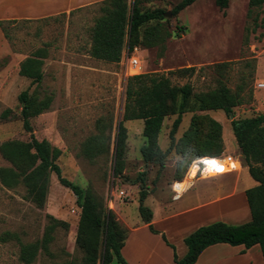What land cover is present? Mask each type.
Masks as SVG:
<instances>
[{
  "label": "rangeland",
  "instance_id": "374dc122",
  "mask_svg": "<svg viewBox=\"0 0 264 264\" xmlns=\"http://www.w3.org/2000/svg\"><path fill=\"white\" fill-rule=\"evenodd\" d=\"M178 1L143 0L140 4L142 10L164 11L162 19L141 27L142 36L155 44L148 47L139 44L132 49L139 57L140 69L130 66V53L126 49L119 62L90 56L91 28L99 15L98 5L38 19L4 20L6 34L0 28V143L29 139V132L22 125L18 94L27 88L32 92L35 84L30 85V79L19 74V62L38 48H44L43 78L35 90L39 98L47 94L52 101L48 109L30 118L32 132L61 149L57 162L62 174L83 191L91 188L107 208L113 210L120 202L122 212L130 222H135L139 216L141 190V182L136 178L143 171L146 172L143 186L150 195L149 201L158 199L169 204L168 208L199 206L216 195L223 197L225 190L239 193L255 186L257 182L248 173L233 139L231 119L264 112V89L256 87L258 81H264V3L249 13L248 0H229L226 8H219L214 0H195L177 14L168 15ZM223 62L225 65H221ZM187 66L196 69L187 75L170 73ZM146 72L166 75L172 85L190 84L193 92L190 105L194 108L182 113L173 137L171 130L178 105H171L163 118L158 143L163 150L171 147L163 168L158 164L145 165L142 160L140 147L145 139L140 125L143 121H124L127 129L124 169L120 175H114L115 135L123 114L127 77ZM221 84L238 91L243 98L242 104L233 107V116L221 109L198 108L196 97ZM211 119L221 124L223 149L220 155L230 154L240 159L241 162L236 163L238 170L195 179L187 190L176 194L171 189L172 181L193 178L198 170L199 160L188 162V151L193 146L188 145L186 134L195 127L199 139L207 141L213 133ZM101 124H107L104 131L109 135V149L91 159L83 154V143L100 133ZM192 144L194 153L200 152V147ZM202 161L208 164L209 170L223 163L205 162L203 158ZM7 164L0 154V166ZM23 194L22 186H0V264H25L19 259L20 244L40 241L52 220L50 216L68 225L55 227L47 250L40 248L30 264L66 261L84 264V252L75 241L81 208L71 189L51 173L42 206L25 199ZM236 200L238 207L244 205L238 202L239 198ZM144 204L150 207L148 200ZM233 207L219 208L215 212L219 216L213 220L232 224L250 220L249 215L240 216L239 210ZM220 214H233L238 218L228 222V218ZM116 219L128 230L123 221L117 216ZM103 249L101 243L97 264H103Z\"/></svg>",
  "mask_w": 264,
  "mask_h": 264
},
{
  "label": "trees",
  "instance_id": "16d2710c",
  "mask_svg": "<svg viewBox=\"0 0 264 264\" xmlns=\"http://www.w3.org/2000/svg\"><path fill=\"white\" fill-rule=\"evenodd\" d=\"M142 1L102 0L99 2V15L96 16L91 28L89 54L92 57L107 62H119L124 49L131 51L139 44L144 47L155 44V41H150L147 36H142L141 27L152 20L162 19L164 11L162 9L142 10L140 7ZM194 1H178L171 9L172 15ZM214 1L219 8H226L229 3V0ZM263 3L264 0H248L249 13L261 7ZM3 22L4 20H0V27L6 34ZM45 54L44 48H38L19 63V74L29 77L30 85L35 84L32 92H29L27 88L18 94L22 125L29 132V139H10L0 143V154L8 163L0 166V186L5 188L22 186L23 197L37 206H42L46 200L50 175L54 173L59 182L76 195V203L81 208L75 241L84 252V264H97L101 243L104 245L103 264L109 263L113 258L120 264H128L120 252L128 230L120 225L114 211L107 208L100 196L96 195L91 188L83 191L62 174L57 162L61 149L46 138H37L32 132L30 118L48 109L52 101V97L47 94L39 98L35 90L43 78L42 65ZM195 69V66H187L171 70L170 73L187 75L192 74ZM192 93L190 84L172 85L169 77L163 74L146 72L127 77L123 114L115 135L114 175H120L124 169L127 129L123 122L126 120H143L142 135L145 141L140 147V153L144 164H158L159 168L164 167L165 157L171 151V147L163 150L158 143L163 118L169 113L171 105H178L177 117L173 121L171 130L173 137L181 121L182 113L194 108L190 105ZM196 101L199 103V109H221L227 114H232L233 107L242 104L243 98L238 91H232L221 84L210 92L198 95ZM210 123L213 126V133L207 141L199 139L197 128L192 127L188 130L186 134L188 145L193 146L192 149L189 147L191 150L188 151V162L220 155L223 149L221 124L214 119H211ZM106 127L107 124H101L100 133L85 140L82 151L86 157L93 159L108 151L109 135L105 134ZM231 127L248 173L257 182L255 186L245 190L251 218L239 224L216 220L198 226L184 237L187 246L185 255L178 258L175 251L173 252L176 264H193L207 246L220 242L231 245L242 244L245 248L258 244L264 260V112L248 117L232 118ZM192 142L200 147L198 150L200 152L197 154L194 153L195 145ZM145 175L146 172L143 171L136 178L141 182L138 210L142 220L148 223L149 229L157 232L150 222L152 210L144 204L148 194L143 186ZM181 177L182 175L179 174L178 178ZM50 218L52 220L46 225L40 241L20 244L19 259L25 264H30L34 260L40 248L47 250L56 226L68 225L65 221L52 216ZM162 237L167 241L165 235L162 234ZM172 248L174 249V246ZM56 264L74 263L66 261Z\"/></svg>",
  "mask_w": 264,
  "mask_h": 264
},
{
  "label": "crops",
  "instance_id": "0c3cea01",
  "mask_svg": "<svg viewBox=\"0 0 264 264\" xmlns=\"http://www.w3.org/2000/svg\"><path fill=\"white\" fill-rule=\"evenodd\" d=\"M101 1L102 0H0V20L38 19L55 14L69 13L74 9L85 6H96ZM26 78L30 79L29 77ZM140 126L141 130H143V122ZM233 139L235 140L234 135ZM205 159L206 157L203 158V160ZM207 166L208 164L204 165L202 174L199 178L197 177L195 179L213 176L208 174L209 169ZM190 179L191 178H187L181 183H177V189L180 190L184 185L192 186L195 179H193L192 182ZM224 192L225 195H222L223 197H220L221 195H216V197H213V199L204 204L183 209L181 207L168 208L169 204L163 203L158 199L154 201V199L151 198V201H149L150 195L147 194L144 202L148 200L150 204V209L152 210L150 222L157 232H153L149 229L148 223L142 220L140 214L135 222H130L127 214H124L119 207L120 202H117L113 210L117 218L123 221L128 227L127 237L120 249L123 258L128 264H176L173 252L175 251L178 258L183 257L187 252L184 237L198 226L207 222L216 221L213 219L218 218L219 214L217 215L215 212L219 210V208L233 205V210H239L240 216L245 218L248 215L250 216L249 207L247 201H245V191L241 190L239 192L240 194L237 192L231 193L228 190ZM236 198H239L238 202L244 205L238 207ZM220 215L226 216V214ZM236 216L237 215L231 214L230 216H226L228 218L226 220L230 222L229 220L231 219H237L238 217ZM162 234L165 235L167 242L163 239ZM171 245L174 246V249ZM254 249L257 250L254 251ZM113 261L120 264L115 258L107 264H113ZM193 264H264V260L258 244L250 248H245L242 244L230 245L220 242L207 246Z\"/></svg>",
  "mask_w": 264,
  "mask_h": 264
},
{
  "label": "built area",
  "instance_id": "2783aa9c",
  "mask_svg": "<svg viewBox=\"0 0 264 264\" xmlns=\"http://www.w3.org/2000/svg\"><path fill=\"white\" fill-rule=\"evenodd\" d=\"M137 49L135 48V51ZM127 53H130V56H129V59H130V66L132 68H139L141 67V64H140V60H139V57L135 56L134 55V51L131 50L129 51L128 49H126ZM138 70V69H137ZM256 87L257 88H262L264 89V81H258L256 83ZM222 161L223 163H218L217 166L213 167L211 170H209L208 174H219L221 172H229V171H236L238 170V166L236 165V163L238 162V160L240 161V159L236 158L235 156L233 155H230V154H227V156L225 157L224 153H222L221 155L219 156H210V157H206L205 159V162H210L211 161ZM241 162V161H240ZM199 166H200V170L198 169L195 176L193 178H191V182L193 179L195 178H199L200 175L202 174V170L204 168V161H202V159L199 160ZM222 169V170H220ZM182 181L184 180H173L172 183H171V189H172V192L176 193V194H179V193H183L185 190H187L190 186L189 185H184L180 190H178L176 184L177 183H181Z\"/></svg>",
  "mask_w": 264,
  "mask_h": 264
},
{
  "label": "water",
  "instance_id": "95a60500",
  "mask_svg": "<svg viewBox=\"0 0 264 264\" xmlns=\"http://www.w3.org/2000/svg\"><path fill=\"white\" fill-rule=\"evenodd\" d=\"M167 14H168V15H171V11H168ZM231 116H233V114H231Z\"/></svg>",
  "mask_w": 264,
  "mask_h": 264
},
{
  "label": "snow or ice",
  "instance_id": "6c2138e0",
  "mask_svg": "<svg viewBox=\"0 0 264 264\" xmlns=\"http://www.w3.org/2000/svg\"><path fill=\"white\" fill-rule=\"evenodd\" d=\"M220 170H222V169H220Z\"/></svg>",
  "mask_w": 264,
  "mask_h": 264
}]
</instances>
